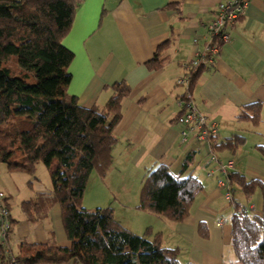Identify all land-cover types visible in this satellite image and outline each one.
I'll use <instances>...</instances> for the list:
<instances>
[{
	"label": "crops",
	"instance_id": "obj_1",
	"mask_svg": "<svg viewBox=\"0 0 264 264\" xmlns=\"http://www.w3.org/2000/svg\"><path fill=\"white\" fill-rule=\"evenodd\" d=\"M228 1L84 0L63 43L74 56L68 70L69 95L77 98L81 107H104L116 83L125 82L131 90L122 104L123 120L115 132L118 144L113 151V167L102 180L108 188L112 179L121 180L116 181V187L121 190L118 192L123 209L137 211L140 185L149 170L164 166L178 175L186 159L195 158L185 176H197L203 192L194 203L191 217L183 224L169 226L172 236L168 242L163 233L149 228L162 236L163 248L179 251L180 264H234L232 201L238 200L256 216L263 211L259 193L249 202L241 193L229 191L221 168L232 163L239 175L264 183V159L256 150L264 146V0H253L235 28L227 32L230 42L221 47L216 64L203 70L193 89V103L204 117L219 126L218 137L199 143L195 134L188 132L184 142L182 134L187 130L176 121L181 114L178 99L182 95L176 83L185 72L183 66L205 53L209 27L220 5ZM167 42H171L169 62L155 71L149 64L157 49ZM253 105L262 106L258 127L239 120L241 112ZM235 136L246 140L235 155L213 150ZM12 176L19 177L0 167V187L12 190L8 184ZM30 184L27 191L33 188ZM12 192L0 191L3 201L13 203H3L15 224L8 236L13 255L24 241L46 244L55 239L59 246L70 247L59 207L50 212L45 222L32 225L22 215L21 205L35 195L30 193L27 201H18V191ZM146 219L137 217L125 228L145 234L148 229L144 231L139 221L143 225L153 221ZM201 225L206 228L207 238L200 234Z\"/></svg>",
	"mask_w": 264,
	"mask_h": 264
},
{
	"label": "trees",
	"instance_id": "obj_2",
	"mask_svg": "<svg viewBox=\"0 0 264 264\" xmlns=\"http://www.w3.org/2000/svg\"><path fill=\"white\" fill-rule=\"evenodd\" d=\"M83 2L0 0V167L34 180L40 165L49 171L52 192L38 193L23 203L22 215L28 223L38 225L59 207L70 243L65 248L55 239L46 244L24 241L18 253L9 257L18 264H180L179 251L163 248L160 234L148 229L138 236L116 221L112 208L88 212L83 207L92 174L105 180L113 167L118 144L115 132L123 120L122 104L131 95L125 82L116 83L110 88L108 103L91 109L81 107L69 95L68 70L74 56L63 43ZM170 46L167 42L157 49L149 64L155 71L169 62ZM207 67L191 71V94ZM239 120L258 127L262 106L245 108ZM245 143V138L235 136L213 150L235 155ZM256 150L264 159V146ZM194 164L195 158L189 156L178 175L164 166L149 170L136 210L171 224L185 223L203 192L197 176H185ZM227 185L231 193L239 192L249 202L259 193L263 203L262 215L256 216L238 200L232 201L234 264H264V183L232 173ZM10 224H14L11 216ZM199 231L207 238L205 226ZM7 259L0 246V264H8Z\"/></svg>",
	"mask_w": 264,
	"mask_h": 264
},
{
	"label": "built area",
	"instance_id": "obj_3",
	"mask_svg": "<svg viewBox=\"0 0 264 264\" xmlns=\"http://www.w3.org/2000/svg\"><path fill=\"white\" fill-rule=\"evenodd\" d=\"M253 0H230L221 4L215 22L209 27V45L205 53L197 55L194 60L183 66L184 74L177 80L176 88L182 91L181 97L178 99V107L181 114L177 118V124L184 127L187 132L182 134L183 141L187 139L188 132L195 134V139L199 143H209L218 137L219 126L204 117L193 103L192 94L190 91L191 78L190 73L193 69L201 65L208 67L214 66L221 54V47L230 42L231 37L227 33L233 30L236 23L244 15ZM185 130V131H186ZM221 173L228 176L232 173H237L234 164L230 163L221 168ZM221 188L225 184H220ZM3 194H0V246L5 248V254L8 256V264H18L11 255V250L8 244V236L11 230L10 213L3 206Z\"/></svg>",
	"mask_w": 264,
	"mask_h": 264
},
{
	"label": "rangeland",
	"instance_id": "obj_4",
	"mask_svg": "<svg viewBox=\"0 0 264 264\" xmlns=\"http://www.w3.org/2000/svg\"><path fill=\"white\" fill-rule=\"evenodd\" d=\"M1 168H5L7 171L6 166H1ZM16 175V174H12ZM17 176H12L10 180H12L9 184L12 190L7 189L4 190L0 187V191H3L5 194L11 193L13 190L18 191V201H27L29 197L31 196L30 193L36 195V193H50L52 192V182L50 178L49 171L43 166L40 165L38 168V173L36 176V180L34 178L27 177L26 175L17 174ZM119 179V178H118ZM117 179V180H118ZM116 180V181H117ZM120 180V179H119ZM116 181L112 179V182L109 184V188L106 182H103L102 179L98 176L96 172L92 174L90 177L87 190L84 195L83 199V207L88 212H94L98 209H107L112 208L114 210V215L116 218V221H119L124 227H128V222H134L137 217L141 218V216H145L146 220H153V221H147V224L143 225V221H139L141 226L144 228V231L146 229H149L153 227L156 231L163 233L165 239V242L170 241V238L172 236V229L169 228L170 225L174 226L173 224L159 218V217H149L148 215L142 214V212L137 213L135 210H129V209H123L121 205L123 204L122 195L119 194L118 191H121L120 189H117ZM121 181V180H120ZM28 183H32V189L26 190ZM142 185H140V191H139V198L141 193ZM13 194V192H12ZM3 203H6L7 205H12V202L3 201ZM147 214V213H146ZM152 216V215H151ZM155 219L161 220L163 223H160L159 221L155 222ZM15 225V224H14ZM16 226H14L15 228ZM152 229V228H151ZM134 233L138 236H144L142 230L138 229V232L134 231ZM146 233V232H145ZM168 244V243H167Z\"/></svg>",
	"mask_w": 264,
	"mask_h": 264
}]
</instances>
